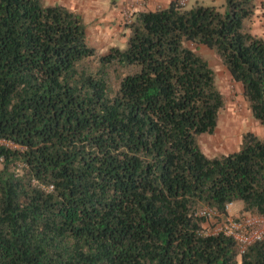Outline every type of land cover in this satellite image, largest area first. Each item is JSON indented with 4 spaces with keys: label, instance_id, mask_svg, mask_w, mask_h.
Here are the masks:
<instances>
[{
    "label": "trees",
    "instance_id": "16d2710c",
    "mask_svg": "<svg viewBox=\"0 0 264 264\" xmlns=\"http://www.w3.org/2000/svg\"><path fill=\"white\" fill-rule=\"evenodd\" d=\"M187 5V4H186ZM138 11L102 53L78 11L0 0V264H264V237L206 226L264 215V139L208 156L226 98L214 50L264 125L256 0Z\"/></svg>",
    "mask_w": 264,
    "mask_h": 264
},
{
    "label": "rangeland",
    "instance_id": "374dc122",
    "mask_svg": "<svg viewBox=\"0 0 264 264\" xmlns=\"http://www.w3.org/2000/svg\"><path fill=\"white\" fill-rule=\"evenodd\" d=\"M47 3H53L56 0H45ZM110 1V9L104 12L103 18H111L116 8L118 7V0ZM70 0L68 3H71ZM213 4L223 7L224 0H188L187 7L190 8L195 4ZM257 10L252 22L253 32L264 36V0H257ZM124 7V6H123ZM122 7V9H123ZM129 9L133 11H128ZM108 11V12H107ZM105 13H108L105 17ZM137 10L134 6L127 5L122 10V20L117 21V18L111 19L112 25L109 27L102 26V29H97L102 23H94L95 25H88V38L92 46L99 49L102 53L107 52L113 46L126 47L129 35L127 23L134 20ZM101 15H99L100 18ZM95 18V19H97ZM94 19V20H95ZM87 23V22H86ZM102 30H104L102 32ZM195 49L202 53L210 62L215 70L217 83L226 98V107L220 114V120L217 128L213 133L204 134L200 137V144L204 152L214 157L220 154L230 153L239 150L242 144L243 135L248 131L255 132L259 137L264 139V125L261 124L252 114L249 103L243 96L242 87L240 83L235 82L221 59L216 52L207 46L197 45ZM243 203L241 201L235 202L229 206V216L239 217L242 214ZM220 223L206 226L209 231H214L218 228Z\"/></svg>",
    "mask_w": 264,
    "mask_h": 264
},
{
    "label": "crops",
    "instance_id": "0c3cea01",
    "mask_svg": "<svg viewBox=\"0 0 264 264\" xmlns=\"http://www.w3.org/2000/svg\"><path fill=\"white\" fill-rule=\"evenodd\" d=\"M69 1L70 0H56L53 3L63 4L72 10L78 11L79 13L82 14V16L84 17L88 25H91V23L92 25H95L94 23H102V25L98 26L97 28L101 30L102 26L109 27L110 25H112L110 21L111 19H115L113 18L114 15L117 18V21L120 22L122 20L121 12L122 10L124 11V8L126 5L128 7L134 6L138 12V11H145V10H155L159 7H165L169 5L173 0H118V7L116 8L114 13H111L112 17L107 18V20L106 18H103V14H101V12H104L110 9V1L108 0H71L72 2L68 3ZM107 14L108 13H105L104 17ZM99 15H101V17L97 18L99 17ZM103 31L104 30H102V32Z\"/></svg>",
    "mask_w": 264,
    "mask_h": 264
},
{
    "label": "built area",
    "instance_id": "2783aa9c",
    "mask_svg": "<svg viewBox=\"0 0 264 264\" xmlns=\"http://www.w3.org/2000/svg\"><path fill=\"white\" fill-rule=\"evenodd\" d=\"M180 2L185 6L188 0H180ZM0 142L5 143L1 140ZM214 232H224L234 237L239 242L241 250L244 251L248 245L264 237V215H250L240 220L228 216Z\"/></svg>",
    "mask_w": 264,
    "mask_h": 264
}]
</instances>
